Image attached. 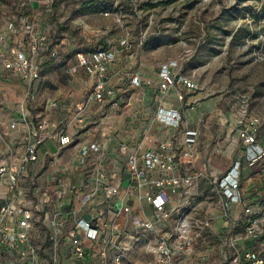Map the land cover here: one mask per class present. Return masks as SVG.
<instances>
[{
  "label": "rangeland",
  "instance_id": "1",
  "mask_svg": "<svg viewBox=\"0 0 264 264\" xmlns=\"http://www.w3.org/2000/svg\"><path fill=\"white\" fill-rule=\"evenodd\" d=\"M22 16L34 23L36 33L46 36L50 45L35 61L39 77L32 83L20 76L16 79L17 74L4 67L5 60L22 44ZM123 40H127V49L121 47ZM28 43L26 39L25 45ZM98 49L119 51L118 75L112 82L117 81L114 88L119 106L110 101L94 102L86 93V76L70 71L79 53ZM170 60L178 61L198 85L194 107L198 116L188 121L199 131V154L208 149L204 154L208 157L215 142L226 143V138L237 146L234 125L241 97L249 99L248 115L258 117L264 129V0H0V167L21 165L30 128L46 120L65 128L71 137L73 142L65 151L75 155L72 162L82 148L100 146V152H90L79 172L65 169L66 175L74 173L84 180L70 191L72 198L86 202V213L92 212L96 203H101L105 212L116 200L107 195L105 187H96L99 170L112 183L122 177L121 197L126 200L130 185L119 172L122 163L120 169H107L114 165L113 156L120 160L121 146L134 135L163 139L174 130L157 122L147 95L134 89L125 73L154 83L159 65ZM9 94L15 97L10 106ZM106 127L111 134L108 144L102 143L101 137ZM206 138L211 140L209 148L202 145ZM224 157L228 159L226 154ZM221 161L212 165L209 176L219 174ZM255 168L245 169L246 183ZM23 169H28L24 192L26 198H32L35 188L31 179L36 183L43 179L44 165L31 169L29 164ZM256 169L264 177V161ZM200 182L201 200L215 201L207 181L202 178ZM3 202L0 200V205ZM32 234L41 249V261H46L51 243L40 214L34 219ZM73 250L70 239L60 246L64 264H73ZM149 257L141 245L130 253L126 264H148Z\"/></svg>",
  "mask_w": 264,
  "mask_h": 264
},
{
  "label": "built area",
  "instance_id": "2",
  "mask_svg": "<svg viewBox=\"0 0 264 264\" xmlns=\"http://www.w3.org/2000/svg\"><path fill=\"white\" fill-rule=\"evenodd\" d=\"M19 23L24 31L22 44L5 60L4 67L32 83L39 77L35 61L49 51L50 45L26 16L20 17ZM121 47L127 49V40ZM119 57L116 49L79 53L70 71L86 76V92L92 100L119 106L112 83L118 75L115 65ZM125 75L134 89L145 93V89L153 88V95L161 93L156 120L174 134L159 140L142 136V140H149L147 149L142 148L144 141L137 140L136 149L132 148L135 141L124 143L123 174L130 185L127 199L121 197L123 181L112 183L99 170L96 187H105L107 195L116 200L105 212L84 219L79 218L76 208L52 211L47 204H27L23 180L28 169L23 167L38 161L39 148L47 140L64 148L73 142L63 127H53L46 120L34 124L30 128L34 141L26 143L21 165L0 167V188L6 191L0 195L4 201L0 205V264H64L60 246L67 239L74 242L73 264H126L130 253L141 245L150 256L148 264H264V194L250 195L244 184L245 169L264 161V129L258 117L248 115L249 99L239 98L241 111L234 125L242 154L224 173L209 176L205 164L203 171L193 170L197 169L201 144L198 129L186 120V111L194 110L191 94L198 91L194 79L176 60L159 65L155 86L138 74ZM172 95L178 109L165 107ZM90 152H100V146L82 148L81 164L86 163ZM202 178L213 190L215 201L201 200L198 190ZM31 180L35 188L36 181ZM129 201H136L138 207L131 208L126 204ZM38 214L51 243L46 261H41V249L34 244L32 234Z\"/></svg>",
  "mask_w": 264,
  "mask_h": 264
},
{
  "label": "crops",
  "instance_id": "3",
  "mask_svg": "<svg viewBox=\"0 0 264 264\" xmlns=\"http://www.w3.org/2000/svg\"><path fill=\"white\" fill-rule=\"evenodd\" d=\"M158 73H159V67L158 71H156V81H154V86L156 85L158 81ZM16 79H18V75H16ZM142 78V77H141ZM115 79V78H114ZM113 79V81H114ZM143 81H147L146 79L142 78ZM149 81V80H148ZM117 84V81L113 83V85ZM4 86H7V84H4ZM152 89L153 88H148L145 89V95H147V98L150 100L149 104H151L154 109L155 113L157 110V98L161 95V93L152 94ZM87 93V92H86ZM197 93V92H196ZM196 93L191 94V100L194 101V107L195 104L198 102V98L196 96ZM150 94V95H149ZM171 100H168L165 104L166 108H174L178 109V104L174 102V96H170ZM8 105H12L13 102L15 101V97L12 94L8 95ZM94 101V100H93ZM96 102V101H94ZM197 110L194 109L193 111L188 110L186 111V120L188 121V118L191 120H194L198 114ZM189 123H194L193 121H188ZM52 126L54 127L53 123H51ZM209 126V123H208ZM58 127V126H55ZM194 127V126H193ZM60 128V127H59ZM66 132V130H65ZM237 133V132H236ZM67 134V132H66ZM68 135V134H67ZM141 133L138 135H134L133 138H131L127 143L130 141H135L133 144V149H136V142L137 140L139 141H144L142 148L147 149L150 147L149 140L146 137V139L142 140ZM110 130L108 127L103 129V133L101 135L102 137V143L108 144L107 142L110 139ZM238 136V134H237ZM154 140L156 139H161L159 136L158 137H153ZM206 138L204 140L206 148L210 147L211 140ZM238 142L236 143L237 146L233 147V145L230 144L229 141H227V138L225 139L226 143H221L222 140H218L215 143H217L215 146L209 150L208 157L205 156L206 153L208 152V149L205 150L202 154L199 156V160L197 163H195V166L197 169H203L202 165L205 164L208 169H214L212 165L215 164L216 161H219L220 159H223V162L221 161L220 165V170L216 171L219 172V174H216L215 176H218L222 173H224L232 164V162L239 158L240 155L242 154V150L240 147V142L239 138L237 137ZM34 139L30 136V138L27 139V142H32ZM132 141V142H133ZM213 143V142H212ZM135 145V146H134ZM212 145V144H211ZM233 147V148H232ZM67 148L61 147L56 141L49 139L45 143H43L40 148H39V159L37 162L30 164L31 169H39L42 165H44V169L42 172V180L37 181L36 187H35V195L32 198H28V205H32L35 203L39 204H47L52 211H57L58 209H63V210H74L75 208L79 210V218H84V219H91L93 216L99 215V212H104L103 211V205L101 203H96L95 208L93 209L92 212L86 213V210H84V207L86 205L85 202L82 203L81 199H78V197H73L72 198V192L70 190L75 189L76 187L81 186L84 183V180H81L80 175H76L74 173H71L69 175H66L65 169H71L74 172H79L78 169H82L83 164L80 162V156L78 155L77 160L72 159L75 157L74 154H72L70 151H65ZM228 150V151H227ZM228 152V153H226ZM234 153V158L232 159L231 156ZM95 154V153H94ZM93 154V155H94ZM227 155L228 159L224 157V155ZM114 155L111 164H114L113 166H108L107 169H120V164L122 163V169L119 172H123L125 169V158L126 155L121 151L120 154V160L118 157ZM116 158V159H115ZM202 158V159H201ZM124 165V166H123ZM257 168V166H256ZM255 168V171L252 173L250 179L245 182V188H247L248 192L250 195H262L264 194V177H261L260 173L256 171L257 169ZM81 171V170H80ZM38 172V171H37ZM264 172V171H263ZM117 175V174H116ZM245 175V172H244ZM35 176V175H34ZM116 180L119 179V177H114ZM122 178V177H121ZM120 178V179H121ZM119 179L118 183H121V180ZM116 183V182H115ZM129 201L127 202V205H130L131 208L136 209L138 207L136 201L135 203ZM82 203V204H81ZM73 207V208H72ZM72 208V209H71Z\"/></svg>",
  "mask_w": 264,
  "mask_h": 264
},
{
  "label": "bare ground",
  "instance_id": "4",
  "mask_svg": "<svg viewBox=\"0 0 264 264\" xmlns=\"http://www.w3.org/2000/svg\"><path fill=\"white\" fill-rule=\"evenodd\" d=\"M5 192H6L5 189L0 188V195H4Z\"/></svg>",
  "mask_w": 264,
  "mask_h": 264
}]
</instances>
